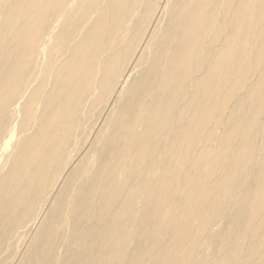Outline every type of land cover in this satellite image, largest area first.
Returning <instances> with one entry per match:
<instances>
[{"label":"bare ground","instance_id":"obj_1","mask_svg":"<svg viewBox=\"0 0 264 264\" xmlns=\"http://www.w3.org/2000/svg\"><path fill=\"white\" fill-rule=\"evenodd\" d=\"M0 264H264V0H0Z\"/></svg>","mask_w":264,"mask_h":264}]
</instances>
